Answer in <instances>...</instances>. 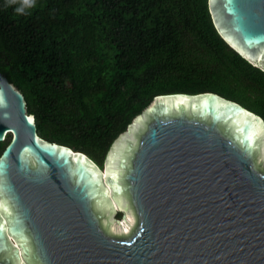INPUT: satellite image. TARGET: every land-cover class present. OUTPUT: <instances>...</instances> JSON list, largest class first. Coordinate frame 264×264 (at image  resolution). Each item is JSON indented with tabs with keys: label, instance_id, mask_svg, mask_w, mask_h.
Returning <instances> with one entry per match:
<instances>
[{
	"label": "water",
	"instance_id": "water-1",
	"mask_svg": "<svg viewBox=\"0 0 264 264\" xmlns=\"http://www.w3.org/2000/svg\"><path fill=\"white\" fill-rule=\"evenodd\" d=\"M207 2L219 36L264 71V0ZM9 136L0 264H264V119L243 105L158 95L102 168L40 137L0 72V143Z\"/></svg>",
	"mask_w": 264,
	"mask_h": 264
},
{
	"label": "trees",
	"instance_id": "trees-1",
	"mask_svg": "<svg viewBox=\"0 0 264 264\" xmlns=\"http://www.w3.org/2000/svg\"><path fill=\"white\" fill-rule=\"evenodd\" d=\"M207 1L0 0V72L40 137L100 166L158 95L212 92L264 119V71L219 36Z\"/></svg>",
	"mask_w": 264,
	"mask_h": 264
},
{
	"label": "rangeland",
	"instance_id": "rangeland-1",
	"mask_svg": "<svg viewBox=\"0 0 264 264\" xmlns=\"http://www.w3.org/2000/svg\"><path fill=\"white\" fill-rule=\"evenodd\" d=\"M100 167L105 168V161L103 162V164Z\"/></svg>",
	"mask_w": 264,
	"mask_h": 264
},
{
	"label": "snow or ice",
	"instance_id": "snow-or-ice-1",
	"mask_svg": "<svg viewBox=\"0 0 264 264\" xmlns=\"http://www.w3.org/2000/svg\"><path fill=\"white\" fill-rule=\"evenodd\" d=\"M29 119H31V118H29ZM253 122H255V118H253Z\"/></svg>",
	"mask_w": 264,
	"mask_h": 264
},
{
	"label": "clouds",
	"instance_id": "clouds-1",
	"mask_svg": "<svg viewBox=\"0 0 264 264\" xmlns=\"http://www.w3.org/2000/svg\"><path fill=\"white\" fill-rule=\"evenodd\" d=\"M17 11H19V9H17Z\"/></svg>",
	"mask_w": 264,
	"mask_h": 264
},
{
	"label": "bare ground",
	"instance_id": "bare-ground-1",
	"mask_svg": "<svg viewBox=\"0 0 264 264\" xmlns=\"http://www.w3.org/2000/svg\"><path fill=\"white\" fill-rule=\"evenodd\" d=\"M105 174V173H104Z\"/></svg>",
	"mask_w": 264,
	"mask_h": 264
}]
</instances>
